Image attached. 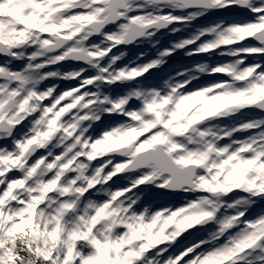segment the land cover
<instances>
[{
	"label": "snow or ice",
	"instance_id": "1",
	"mask_svg": "<svg viewBox=\"0 0 264 264\" xmlns=\"http://www.w3.org/2000/svg\"><path fill=\"white\" fill-rule=\"evenodd\" d=\"M234 9L247 18L161 47L162 33ZM131 45L156 55L121 64L113 50ZM181 51L230 59L146 82ZM106 117L119 119L95 133ZM142 187L194 198L142 207ZM257 205L264 0H0V264H264Z\"/></svg>",
	"mask_w": 264,
	"mask_h": 264
},
{
	"label": "rangeland",
	"instance_id": "2",
	"mask_svg": "<svg viewBox=\"0 0 264 264\" xmlns=\"http://www.w3.org/2000/svg\"><path fill=\"white\" fill-rule=\"evenodd\" d=\"M164 37H166V36H164ZM221 59H222V56H220L219 58H214V56L211 55L210 64H217V63H220V62H225V61H221ZM201 62H203V61H201ZM248 62L251 63L253 61L250 59ZM187 66L185 65V68ZM214 78H216V77H214ZM211 79H210L211 81H208L206 84H209V83H211L213 81H216V80H213V78H211ZM221 79H223V77L222 78H218L217 80H221ZM198 86H200V85H195L194 87H198ZM253 115H258V114L254 113ZM4 143H9V142L5 141ZM126 183H127L126 179H117L116 185H114V186L115 187H119V186H123ZM141 194H142V201H141V206L142 207H149V208H153V209H158V208H161V207L175 208V207H179V206L182 205V204L172 203L171 200H173V199L165 200L164 196L159 195L160 191L158 189H152V188H147L146 189V188L142 187V193ZM255 214L256 213H254V211H253L250 214L249 218H251ZM206 236H207V232L206 231L193 232L191 234L185 233V234H183L181 237H179L177 239V242L170 249V252L167 255L178 254L185 247L190 246L193 242L197 241L198 239L206 238Z\"/></svg>",
	"mask_w": 264,
	"mask_h": 264
},
{
	"label": "flooded vegetation",
	"instance_id": "3",
	"mask_svg": "<svg viewBox=\"0 0 264 264\" xmlns=\"http://www.w3.org/2000/svg\"><path fill=\"white\" fill-rule=\"evenodd\" d=\"M114 27L110 25V29L109 30H113ZM52 83H56L59 85V90H64L66 88H69L70 86H67L66 83L67 81H48L46 82V85H50Z\"/></svg>",
	"mask_w": 264,
	"mask_h": 264
},
{
	"label": "water",
	"instance_id": "4",
	"mask_svg": "<svg viewBox=\"0 0 264 264\" xmlns=\"http://www.w3.org/2000/svg\"><path fill=\"white\" fill-rule=\"evenodd\" d=\"M222 13H224V12H222ZM243 13H245L244 11H242V10H238V9H234V10H232L231 12H227V13H224V14H230V15H236V14H243ZM164 191H166V190H164ZM167 192V191H166ZM168 194H172V193H170V192H167Z\"/></svg>",
	"mask_w": 264,
	"mask_h": 264
},
{
	"label": "trees",
	"instance_id": "5",
	"mask_svg": "<svg viewBox=\"0 0 264 264\" xmlns=\"http://www.w3.org/2000/svg\"><path fill=\"white\" fill-rule=\"evenodd\" d=\"M258 207V205L256 206V208Z\"/></svg>",
	"mask_w": 264,
	"mask_h": 264
}]
</instances>
